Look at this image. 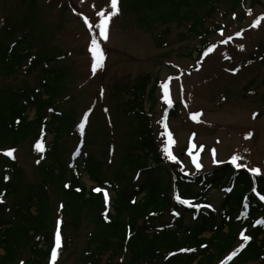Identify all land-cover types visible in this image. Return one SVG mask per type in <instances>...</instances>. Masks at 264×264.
<instances>
[{
    "label": "trees",
    "instance_id": "1",
    "mask_svg": "<svg viewBox=\"0 0 264 264\" xmlns=\"http://www.w3.org/2000/svg\"><path fill=\"white\" fill-rule=\"evenodd\" d=\"M248 1L259 3L119 0L118 7L146 30L189 23L190 33L200 37L198 49L202 51L209 33L219 30L206 24L221 4L228 3L229 10L239 8L246 14ZM24 37L0 39V80L23 68L29 75L38 68L41 72L33 92L0 87V153L30 141L35 153L49 162L41 159L37 163L40 177L32 183L26 180L16 157L0 154V248L4 251L0 264H58L62 253L79 242L83 228L87 232L82 255L87 264H264V224L256 223L264 220V176L230 164L195 175L168 169L150 109L146 110L148 101L152 107L155 100L149 73L124 87L130 97L120 107L132 126L120 168L106 178L99 162L87 154L81 167L95 182L88 187L77 160L80 154L66 161L61 150L63 128L73 123V111L57 108L65 90L61 85L69 72L44 64L68 54H34ZM261 59L264 61V53ZM177 108L176 104L166 115H176ZM31 109L35 111L32 119ZM49 134L53 135L51 147L47 145ZM41 141L43 152L36 149ZM95 188L106 190L108 200ZM214 188L228 191L219 207L208 199ZM177 196L190 203H181ZM58 228L60 247L56 242ZM245 236L251 239L245 240ZM185 249L188 251H182Z\"/></svg>",
    "mask_w": 264,
    "mask_h": 264
},
{
    "label": "rangeland",
    "instance_id": "2",
    "mask_svg": "<svg viewBox=\"0 0 264 264\" xmlns=\"http://www.w3.org/2000/svg\"><path fill=\"white\" fill-rule=\"evenodd\" d=\"M258 2L251 5L248 1L246 14L239 8L229 10V4L223 2L206 24L219 30L209 33L202 51L198 49L200 37L190 33L189 23L174 22L146 30L120 8L111 18L105 40L100 24L113 10L111 0H0V39L25 36V45L34 54H68L64 59L44 62L47 68L69 72L57 104L59 111H73V123L63 128L65 134L60 139L66 161L80 154L77 160L81 164V156L88 154L99 162L103 176L113 177L120 168L132 126L120 107L130 97L124 87L149 73L155 100L152 107L148 101L146 110L150 109L168 169L175 168L174 162L177 168L181 165V170L194 174L232 163V156L239 155L242 159L237 164L246 165L239 168H258L256 173L264 176V0ZM74 11L83 14L88 24L81 23ZM93 38L105 56L95 72L90 50ZM209 48L213 50L208 52ZM40 72L38 68L29 75L23 68L15 76L1 79L0 87L33 92ZM165 85L172 104L179 105L177 114L169 117ZM196 113L201 115L194 120ZM34 114L31 109L30 119ZM80 122L85 123L83 131L77 128ZM168 132L175 141L170 150L176 160L165 152ZM249 133L251 138H246ZM52 139L49 134V147ZM15 154L26 180L32 183L40 177L37 161L49 162L35 153L30 141L20 145ZM83 180L88 187L95 185L87 171H83ZM226 194L214 188L208 199L219 207ZM85 232L83 228L79 242L62 253L58 264H87L82 255ZM0 254H4L2 248Z\"/></svg>",
    "mask_w": 264,
    "mask_h": 264
},
{
    "label": "snow or ice",
    "instance_id": "3",
    "mask_svg": "<svg viewBox=\"0 0 264 264\" xmlns=\"http://www.w3.org/2000/svg\"><path fill=\"white\" fill-rule=\"evenodd\" d=\"M118 3H119V0H111V8L113 9L111 12L108 13L107 17H105L102 21H101V24H100V28H101V35L103 36V38L105 40L108 39V32H107V29H108V25L111 21V18L115 15H118L119 14V7H118ZM99 15L103 16L104 13L101 12L99 13ZM258 23V21H257ZM239 35V34H238ZM240 48L243 49V45H240ZM90 50L93 54V57H94V64H93V72H95L96 68L98 67H101L103 65V61L105 59V56H104V53H103V50L100 48L99 44L97 43V40L95 38L92 39L91 41V47H90ZM213 49L212 48H209L207 51L208 52H211ZM205 55H207V53H205ZM165 87V99L167 100V102L169 104L172 103L169 95H168V91H167V85L164 86ZM201 115L200 113H196V114H193L192 115V119L194 120H197L198 119V116ZM255 115L257 114H254V118H255ZM81 131H83L85 125L84 123H81L79 125ZM164 127L167 129V123H165ZM251 135L252 133H249L246 138H251ZM167 136H168V145L169 147H166L165 148V152H167L168 156L170 159L172 160H176L177 157L175 155H173L172 151L170 150V146L172 144L175 143L174 139H173V136H172V133L171 132H168L167 133ZM36 149L40 152H43L45 151V148H44V144H43V141L39 142L36 144ZM16 149H8V150H4L2 153L0 154H3L7 157H10V158H13L15 159V156H14V153H15ZM213 155H215V150H213ZM242 159V157H240L239 155H233L232 158H231V162L233 164H237V161ZM37 163H39V161H37ZM197 168H199L201 165L199 163H197ZM246 167V165H239L237 164V167ZM252 171L254 172H259L260 170L258 168H254V169H251ZM94 191L96 192H102L104 193V197H105V200L107 201L108 200V193L106 190H103L101 188H95ZM177 200H179L181 203H184V204H189L190 201L188 200H181V198L179 196L176 197ZM262 200H264V196L261 197ZM208 207H211V205H209ZM176 215H179L178 213ZM256 223L258 224H264V220H260V221H257ZM245 240H249L251 239V237H248V236H245L244 237ZM60 241H61V235H60V231H59V228L57 229V233H56V242H57V247H60ZM206 247V246H204ZM182 251H188V250H182ZM237 253H233V256L237 255ZM55 256H56V253H53V260H55ZM230 259L232 257H229ZM23 264V262H22Z\"/></svg>",
    "mask_w": 264,
    "mask_h": 264
},
{
    "label": "water",
    "instance_id": "4",
    "mask_svg": "<svg viewBox=\"0 0 264 264\" xmlns=\"http://www.w3.org/2000/svg\"><path fill=\"white\" fill-rule=\"evenodd\" d=\"M77 17H78L81 21L86 22V19H85L82 15L77 14Z\"/></svg>",
    "mask_w": 264,
    "mask_h": 264
}]
</instances>
